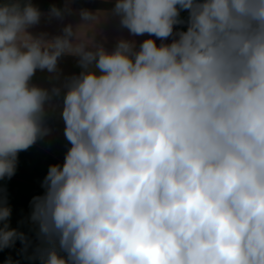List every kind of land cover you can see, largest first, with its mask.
Listing matches in <instances>:
<instances>
[{
    "label": "clouds",
    "instance_id": "1",
    "mask_svg": "<svg viewBox=\"0 0 264 264\" xmlns=\"http://www.w3.org/2000/svg\"><path fill=\"white\" fill-rule=\"evenodd\" d=\"M99 13L82 8L75 29L33 35L39 7L0 2V181L51 134L49 108L70 145L30 201L32 258L264 264V0H114L103 17L148 38L111 49L77 40ZM64 15L55 5L47 13ZM65 56L79 73L51 88L33 81L37 70L59 80ZM11 214L0 185V250L27 243Z\"/></svg>",
    "mask_w": 264,
    "mask_h": 264
},
{
    "label": "crops",
    "instance_id": "2",
    "mask_svg": "<svg viewBox=\"0 0 264 264\" xmlns=\"http://www.w3.org/2000/svg\"><path fill=\"white\" fill-rule=\"evenodd\" d=\"M65 15L62 20L52 18L48 19V11H41L43 13L41 21L38 25L33 26L29 31L33 34L48 33L49 36L62 34V29L65 25L71 23L74 29L83 23L79 16V10L74 7L75 0H64ZM102 3L113 4L114 0H88ZM93 12L101 11V21L97 26L93 27H80L76 30V37L78 41H83L86 44L91 45L93 37L96 42H104L105 46L111 49L117 39L123 37L125 39H135L137 43L143 39L148 38V34L144 36L132 37L129 35L126 29L119 27L118 17L109 15L107 18L103 17V11L108 9H89ZM181 18H187V12H181ZM177 28H183L186 30V25L177 26ZM171 37L168 42L171 41ZM160 43V40H157ZM60 69L59 80H49L50 75L46 70H37L33 81L43 87L51 88L53 84H62L63 78L70 76L74 73L81 71L77 64V58L73 56L62 57L58 65ZM56 100L53 101V104ZM48 124L52 128L50 135L38 140L27 151L19 153V162L15 175L9 180L5 179L0 181L6 189L7 202L12 208V214L9 221L10 228L18 229L25 228L33 231L38 230V226L30 222L29 216L31 213L30 201L33 196L43 194L41 188V182L47 174L48 167L54 163H63L65 153L68 149L69 142L66 140L63 134L64 124L59 115V108L48 109ZM37 248L25 259L23 264H40L38 259H33L36 254ZM12 253L9 252V248L0 250V264H8L7 259ZM10 261V260H9Z\"/></svg>",
    "mask_w": 264,
    "mask_h": 264
},
{
    "label": "trees",
    "instance_id": "3",
    "mask_svg": "<svg viewBox=\"0 0 264 264\" xmlns=\"http://www.w3.org/2000/svg\"><path fill=\"white\" fill-rule=\"evenodd\" d=\"M2 2V0H0ZM32 3L35 4L41 11H48L53 5L58 8L63 9L65 1L64 0H32ZM113 4L110 3H102L96 1H88V0H75L74 7L76 9H111ZM18 232H22L26 239L27 243H23L20 239H17L15 243L8 247L10 253L17 254L21 260L28 257L36 248H38L40 241L37 238V231L18 228L16 229ZM9 262V258L7 259ZM13 264V263H11Z\"/></svg>",
    "mask_w": 264,
    "mask_h": 264
},
{
    "label": "water",
    "instance_id": "4",
    "mask_svg": "<svg viewBox=\"0 0 264 264\" xmlns=\"http://www.w3.org/2000/svg\"><path fill=\"white\" fill-rule=\"evenodd\" d=\"M9 260L13 264H23V261L21 260V258L17 254H15V253H12L10 255Z\"/></svg>",
    "mask_w": 264,
    "mask_h": 264
}]
</instances>
